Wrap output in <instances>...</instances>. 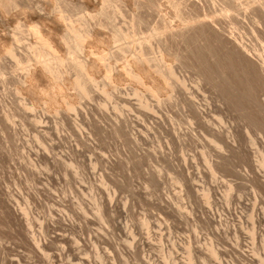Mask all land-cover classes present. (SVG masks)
I'll list each match as a JSON object with an SVG mask.
<instances>
[{
	"label": "rangeland",
	"instance_id": "1",
	"mask_svg": "<svg viewBox=\"0 0 264 264\" xmlns=\"http://www.w3.org/2000/svg\"><path fill=\"white\" fill-rule=\"evenodd\" d=\"M113 1L99 0V7L104 6L102 8L105 10L103 18L106 25L102 27L103 30L115 33L121 29L123 33L129 35L128 38L122 37L120 42L115 41L107 46L111 50H115L120 43L121 47H125L119 58L114 61L121 70V93L110 100L98 88L95 100L109 101L110 105L107 109L99 106L97 108L106 111L112 117L115 114L112 105L114 102H119L121 114L123 113L121 117L124 115L123 117L128 120L127 129L121 133V137L110 133L102 144L96 145L98 153L103 152L107 156L121 154V164L109 165L117 172L114 171L115 175L99 176L98 170L102 168L100 165V168L96 169L97 172H93L90 160L94 158V154L87 147L79 146L80 143L75 140L77 138L71 126L66 125L63 129L64 135L58 138L54 130V122L66 113L73 116L74 112L60 109L59 113H55L54 108L51 109L54 104L49 106V111H45V105L36 101L37 97L32 96L20 84L25 80L30 63L34 62L16 63L14 57L5 51L9 47L8 41L0 40V125H10L5 115L14 112L15 123L20 133V140L16 141L18 148L12 145V141L11 144L9 143L13 146H11L12 158L7 157L5 148L0 149V199L8 196L10 204L14 207L17 206L16 203L21 207L29 205L32 216H40L39 221L48 216L50 207L53 210L56 208L54 215L57 220L46 235L58 233L53 251L36 250L35 245L0 212V264H47L45 259L48 258L40 252H53L57 264H264V249L261 241L258 243V258L254 261L251 259V241L247 234L249 225L246 218L243 219L242 234L239 235L235 231L234 226L238 223L236 216L242 209L245 211V207L242 205L243 208L240 210L238 208L240 212L237 213L233 209L234 201L232 200L230 206L227 203V199L236 196L240 188L237 186L231 188L238 177L233 175L232 169H239L240 166L235 162L230 171H222L218 165L217 176H213L209 164L201 155L205 150L204 144H201L205 142L204 140L200 142L189 140L183 148L177 142H172L170 116L172 115L175 121L181 124L182 130L188 126V121L185 113L170 96L167 85L162 83L163 88L159 95L162 100V112L154 113L143 107L141 95L135 91L141 92L151 104L155 105L156 98L144 89L143 82L148 79L142 77L143 79L137 80L124 73L127 61L131 60L142 47L149 57L159 58L161 55L158 44L163 35L156 33L158 20L151 16L152 12L160 15V18L164 17L168 24L176 26L181 24L184 17L197 13L193 5H204L212 0H130L121 3L117 0ZM136 1H140L141 4L137 5ZM214 1L219 17L223 21L228 13L236 16L237 13L223 10L222 0ZM242 1H250L255 6L259 3L264 5V0ZM45 2L47 6L49 4L47 10L57 18L61 14L63 17L60 15L59 17L69 28L73 26L83 31L86 27L85 21L92 17V10L78 0H46ZM16 10L13 11L12 15L15 18L13 17L11 23H0V34L7 32L16 38L22 37L21 44H27L28 39L35 40L36 35L33 30L31 32V28L34 29V25L37 24L18 18ZM137 15L141 16L140 20L137 19ZM237 17L240 15L237 14ZM244 20L248 23L247 31L236 29L228 23L224 24V28L227 31L233 29L240 33L243 31L244 38L252 46L261 49L264 46V24H259L251 12ZM259 27L263 34L258 33ZM85 42L88 43V39H85L84 44L82 43L84 45L81 47L82 50L70 46L61 52L66 58L68 57L66 63L75 64L82 60L83 56L88 57L90 47L89 43L87 45ZM108 57L107 55L100 61L101 72L98 78L100 85L108 80L104 71ZM44 59L45 57L42 58ZM168 60L165 59L164 66L162 65L164 69L171 64ZM154 63L151 62L152 68ZM54 65L58 66V64ZM176 73L184 75L188 84H194L195 69L176 65ZM75 75L77 76V70L73 68L71 77L76 78ZM71 91L77 93L78 90L71 89ZM206 95L212 94L208 92ZM33 102H36V105ZM91 103L93 101L82 98L77 101L76 104L79 105H76V108L78 111L87 110ZM217 104L220 103L217 102L211 109H207L209 116L217 118L223 114L225 116L222 117L226 122L232 125L238 124L244 133L247 125L252 132H258L253 120L255 111L251 104L245 106L234 103L231 107L224 105L221 109ZM42 112L47 115L39 128L51 132V138L55 141L54 150L63 153L64 156L61 153L59 155H62L67 163L60 162L54 170L52 169L51 175L44 172L45 174L37 177L31 175L32 169L30 170L29 166L26 170L20 167V162L22 150L33 144L32 132L36 127L34 115ZM23 117H26L25 121L22 120ZM156 120L158 123L155 122ZM21 121L23 124L20 123ZM1 135L0 126V139ZM73 142H77L75 144L77 148ZM22 145L26 148L23 149ZM205 145L211 148L212 153L218 150L212 143ZM251 147L249 144V148L253 150ZM70 148L76 151L75 161L72 164L66 159L67 153H65ZM251 159L252 161L255 159L253 154ZM183 170L190 178L186 182L181 180ZM221 174L226 176H220ZM238 180L242 182L244 195L250 197L251 189L248 182L245 179L238 178ZM189 186L194 188V191L189 192ZM39 221L31 228L33 231L36 230L35 232L40 231ZM212 247L217 251V255L212 254L210 250Z\"/></svg>",
	"mask_w": 264,
	"mask_h": 264
},
{
	"label": "bare ground",
	"instance_id": "2",
	"mask_svg": "<svg viewBox=\"0 0 264 264\" xmlns=\"http://www.w3.org/2000/svg\"><path fill=\"white\" fill-rule=\"evenodd\" d=\"M45 1L0 0V23H11L14 17L12 15L13 11L17 9L18 18L36 22L34 24H37H33L34 29H32L33 27L31 28V32L33 30L36 35L35 40L28 39L27 44L22 45V37L16 38V36L14 37L7 32L0 34V40L5 39L8 41L9 47L5 51L14 57L16 63L24 61L34 62L30 63L31 65L28 67L25 80L20 84L32 96L37 97V100L35 99L36 101L45 105V111H49V106L54 104L53 106L55 107L51 106V109L54 108L53 111L55 113H59L60 109L74 112L73 116L64 112L66 113L64 116L56 121L54 120V130L58 138L64 135L63 129L66 125L71 126L74 136L77 138L75 140L80 143L79 146L83 145L87 147L94 154V158L90 160L94 169L92 171L94 173L95 171L97 172L96 169L100 168V165L102 168L98 170L100 171L99 174L97 173L99 176L115 175L116 171L114 170V172L109 165L114 163L121 164V154L117 153L113 156H107L103 152L102 154L100 152L101 150L98 153V150L96 151V145L98 143L102 144L110 133L121 137V133L127 129L128 120L123 117L124 115L121 117L123 113L121 114V105L119 102H114L112 105L115 111L113 117L102 109L98 110L97 106L107 109L110 104L107 100L96 102L95 95L98 88L110 100L119 96L121 93V70L114 61L119 58L121 51H124L125 47H121V43L115 50H111L107 46H110L115 41L121 40L122 37L128 38L129 35L123 33L121 29L115 33H109L105 29H102L106 25L105 19L103 18L105 16V10L102 8L104 6L99 7V0H78L93 12L92 14L89 13L92 17L85 21L86 27L84 26L85 29L83 31H79L76 29L77 27L74 28L71 25L70 28L67 27L64 24L65 22L63 23L59 17L61 14L58 15V18L53 16L51 11L47 10L49 4L47 6ZM117 1L121 3V1L125 2L130 0ZM222 1L224 3V11L237 13L240 17H237V14L234 16L228 13L223 21L219 17L218 8L214 0L208 3L204 2V5H193L197 13L195 15H191V13L189 16L182 17L181 24L176 26L168 24L164 17L160 18V15L152 12L151 16L158 20L157 26L155 25L156 28L154 27L156 33L163 35H160L162 38L158 44L161 55L159 58L149 57L146 54L145 48L142 47L131 60L127 61L125 71H123L128 76L137 80L143 79L142 77L148 79V81L143 82L144 89L156 98L155 105L151 104L141 92L135 91L141 95L143 107L152 110L154 113L162 112V100L159 95L162 92L163 84L165 83L167 85L170 96L174 99L179 109L185 113L188 121V126L182 130L181 124L177 123L172 115L170 116L172 142H177L183 148L184 144L189 140L199 142L204 140L205 142L201 144H204L203 147L205 150H203L201 155H203L205 161L209 164L213 176H217L216 168L218 165L222 168V171H230L235 162L240 166L239 169H232L234 170L232 171L233 175L238 177L234 180L233 185H231V188L232 186L240 188L236 196H230L227 199V203L230 206L233 200V209L237 213L245 207V211H242L244 210L242 209L240 214L235 215L238 218H236L238 223L234 227L236 228V233L241 235L243 219H247L249 225L247 234L251 241V259L254 261L259 255L258 243L260 241L264 249V46L262 48L260 47L261 49L252 46L244 38L243 31L240 33L236 29L248 30V23L244 19L248 18L250 12L259 24H264V5L259 3V5L255 6L250 1L243 2L242 0ZM136 4L140 5L141 2L136 1ZM179 9L181 10V8ZM132 19L134 18L132 17ZM137 19L140 20L141 16L137 15ZM225 23L233 25L236 29L232 27L233 30L227 31L224 28ZM257 31L259 34H263L260 27L257 28ZM85 39L89 41L90 51L88 57L83 56L84 58L76 63L74 62L75 64L66 63L68 57L66 58L61 52L70 46L78 50L81 49L84 46L82 43L84 44ZM107 55L109 56L107 58L109 60L104 66V71L106 73V79L108 80L100 85V81L98 80L101 72L100 61L105 59ZM43 57H45L44 60H42ZM165 59H169L171 64L164 69L163 63ZM151 62H155L153 64L154 68H152ZM54 64H58V66ZM176 65L183 68L191 67L196 70V79L193 81V85L187 83L184 75H178L176 73ZM73 68L77 70L76 78L71 77V70ZM71 89H75V91L77 89L78 91L77 93L73 91V93ZM208 92L213 96L206 95ZM82 98L88 99L90 102L93 101V103H91L89 109L78 111L76 105L79 104L76 103ZM217 102L220 103L217 104L220 109L224 105L231 107L234 103L244 104L245 106L248 103L251 104L253 111H255L253 120L258 127V132H252L247 125L245 126L246 131L244 133L238 124L232 125V123L226 122L222 117L223 114L221 116L218 115L219 117L217 118L209 116L210 114L208 115L209 112H207V109H211ZM33 104L36 105V102H33ZM46 115L45 112L34 115L33 120L36 127H34L32 132L33 137L31 143L33 144H29L27 148L23 146L24 144L22 145L23 149H26L22 150L20 167L26 170L27 166H29L30 170L32 169V173L30 171L31 175L37 177L42 176L44 172L50 173L51 175L52 169L54 170L60 162L65 161L62 158L64 154L59 151L63 156L59 155L60 153L54 150L55 141L51 138V132L39 128L40 124L46 118ZM14 116V112L6 114L5 117L10 122V125H0L2 132L0 149L5 148L7 157L9 158H12L13 154L11 146L14 144L15 146H13L18 148L19 145H17L16 141L20 140V133L17 130ZM158 118L160 121H163L160 117ZM25 119L26 117L22 118L23 121ZM155 122L158 123L157 120ZM20 123L23 124L22 121ZM11 141L13 142L12 145H10ZM76 143L73 142L75 147ZM205 143L215 145L218 148L216 153H212L211 148L206 146ZM249 144L253 147H251L253 150L249 148ZM72 149L70 148L71 152H69L70 150L65 152L67 153L66 159H69L70 164L75 161L74 156L76 151ZM252 154L255 157L253 161L251 159ZM181 172V180H185L186 182V180L190 179L188 174L186 175L184 173V170ZM220 176L226 175L221 174ZM238 178L245 179L248 182L251 189L250 197L244 195L242 182ZM193 189L189 186L188 190L192 192L194 191ZM50 191L53 190L51 189ZM22 199L24 200L23 197ZM16 201L14 202L16 203ZM16 205L14 207L10 204L8 196L3 197L0 199L1 215L8 222H12L17 227L16 229L35 245L36 250H52L57 242L58 236L56 234L58 233L55 234L52 232L54 234L47 233L48 235H46V232L50 230L51 226H54L57 220L54 215L56 208L53 210L50 207L48 216L46 218L43 216L44 220L39 221L40 216H32L33 213L31 214L29 205H22L23 207L17 203ZM38 221L40 231L37 230L38 232H35L36 230L33 231L31 228ZM210 250L213 255H217V251L213 247ZM40 253H44L48 258L47 260L45 259L47 264H57L55 260L56 255L53 252Z\"/></svg>",
	"mask_w": 264,
	"mask_h": 264
}]
</instances>
